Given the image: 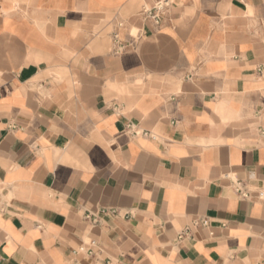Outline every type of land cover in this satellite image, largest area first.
<instances>
[{
  "label": "crops",
  "instance_id": "obj_1",
  "mask_svg": "<svg viewBox=\"0 0 264 264\" xmlns=\"http://www.w3.org/2000/svg\"><path fill=\"white\" fill-rule=\"evenodd\" d=\"M156 2L0 0V264H264V0Z\"/></svg>",
  "mask_w": 264,
  "mask_h": 264
},
{
  "label": "built area",
  "instance_id": "obj_2",
  "mask_svg": "<svg viewBox=\"0 0 264 264\" xmlns=\"http://www.w3.org/2000/svg\"><path fill=\"white\" fill-rule=\"evenodd\" d=\"M171 7V0H157L156 4L152 8H144L142 11V16L150 21L154 26L158 27L163 22L164 16L168 12L169 8ZM234 191L235 193L242 199L249 198V194L245 189V185L240 182L236 181L234 183ZM106 213L105 211H103ZM112 213L116 214L117 211H112ZM86 219L89 220L94 225H97L99 220L98 217L92 213H88L86 215ZM201 225L203 227H209V222L207 220H199L196 222V226ZM190 237V229L185 228L183 229L179 235L178 240L183 241ZM96 247L95 243H92L91 248L85 251V248H81V252H87L89 255H94V248Z\"/></svg>",
  "mask_w": 264,
  "mask_h": 264
}]
</instances>
